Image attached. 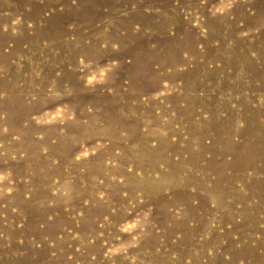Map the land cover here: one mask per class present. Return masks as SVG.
Returning <instances> with one entry per match:
<instances>
[{"label":"rangeland","instance_id":"1","mask_svg":"<svg viewBox=\"0 0 264 264\" xmlns=\"http://www.w3.org/2000/svg\"><path fill=\"white\" fill-rule=\"evenodd\" d=\"M0 264H264V0H0Z\"/></svg>","mask_w":264,"mask_h":264},{"label":"bare ground","instance_id":"2","mask_svg":"<svg viewBox=\"0 0 264 264\" xmlns=\"http://www.w3.org/2000/svg\"><path fill=\"white\" fill-rule=\"evenodd\" d=\"M169 52H170V51H169ZM171 54H172V53H171ZM171 54H170V55H171ZM174 55H175V54H174ZM176 57H177V56H176ZM150 63H151V62H150Z\"/></svg>","mask_w":264,"mask_h":264}]
</instances>
